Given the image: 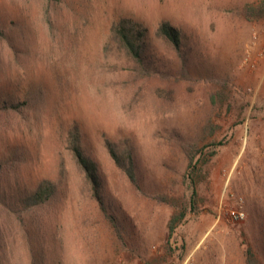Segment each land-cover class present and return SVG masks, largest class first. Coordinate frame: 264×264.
I'll list each match as a JSON object with an SVG mask.
<instances>
[{"label":"rangeland","instance_id":"1","mask_svg":"<svg viewBox=\"0 0 264 264\" xmlns=\"http://www.w3.org/2000/svg\"><path fill=\"white\" fill-rule=\"evenodd\" d=\"M260 1L0 0L12 42L0 41V93L26 103H0V264H246L247 248L264 264V11H246ZM121 18L147 29L158 74L118 50ZM162 21L181 33L184 67L154 36ZM71 127L116 227L72 156ZM107 144L130 149L136 183ZM40 181L53 194L24 209ZM230 193L238 223L221 213Z\"/></svg>","mask_w":264,"mask_h":264},{"label":"trees","instance_id":"2","mask_svg":"<svg viewBox=\"0 0 264 264\" xmlns=\"http://www.w3.org/2000/svg\"><path fill=\"white\" fill-rule=\"evenodd\" d=\"M246 11L250 15L256 14V17L263 15L264 11V0L260 1L259 4L249 5L246 7ZM111 34L113 36L114 43L116 44L118 50L124 51L126 55L134 62L135 67L145 76L151 77L158 74L157 70L153 68V52L150 50V42L147 40V29L141 25H135V23L129 19L121 18L119 21L111 27ZM157 39H160L166 44H169L177 54H179L182 67H184L185 62V52L182 48V36L177 28L172 27L168 22L162 21L157 26L155 35ZM12 48L11 40L0 30V41H3ZM11 43V44H10ZM19 92L22 91L18 87ZM14 91V90H13ZM9 88H4L0 96H3V100L0 102L3 109H13L17 110L18 105L24 106L25 100L20 96L15 98L17 101L9 100L14 93ZM22 93V92H21ZM16 103V104H14ZM67 143L69 149L74 157L77 166L82 170L84 176L88 183L91 185L92 195L98 208L107 218L110 224L114 227L117 226L115 218L110 216L108 213V208L102 198L99 191V181L97 177V170L95 163L90 160L80 148V135L75 127H71L66 135ZM108 153L111 156L115 164L123 170L127 178L131 183H136L135 173H134V161L130 155V149H126L125 153H120L118 150L113 148L111 144H107ZM193 156L189 157V165L187 170V178L193 185V190L190 196V210H194L195 206V187H194V167L192 166ZM55 186L48 181H40L34 188L25 190L22 196H20V206L24 209L30 208L31 206H36L43 204L48 201L50 196L53 194ZM184 219V214L180 213L171 217L167 224L168 236L167 244L171 247L170 240L174 234L175 229L181 224ZM245 261L246 264H262L259 262L255 255L251 252L249 248L245 251Z\"/></svg>","mask_w":264,"mask_h":264},{"label":"built area","instance_id":"3","mask_svg":"<svg viewBox=\"0 0 264 264\" xmlns=\"http://www.w3.org/2000/svg\"><path fill=\"white\" fill-rule=\"evenodd\" d=\"M230 202L233 203L231 206H226L225 210L221 213H224L227 219L231 222L238 223L245 219V211L243 207V201L241 198H236L234 194L230 193L228 196ZM222 208H220L221 211ZM219 211V212H220Z\"/></svg>","mask_w":264,"mask_h":264}]
</instances>
